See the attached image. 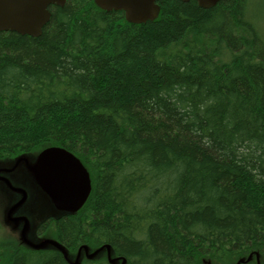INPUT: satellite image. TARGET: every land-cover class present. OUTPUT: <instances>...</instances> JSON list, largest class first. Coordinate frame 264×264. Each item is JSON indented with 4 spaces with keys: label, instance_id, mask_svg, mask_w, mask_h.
Returning a JSON list of instances; mask_svg holds the SVG:
<instances>
[{
    "label": "trees",
    "instance_id": "1",
    "mask_svg": "<svg viewBox=\"0 0 264 264\" xmlns=\"http://www.w3.org/2000/svg\"><path fill=\"white\" fill-rule=\"evenodd\" d=\"M249 2L158 0L133 24L68 0L37 38L0 33V161L63 147L92 181L40 236L70 259L108 245L126 264H264V36ZM2 248L0 264H70Z\"/></svg>",
    "mask_w": 264,
    "mask_h": 264
},
{
    "label": "water",
    "instance_id": "2",
    "mask_svg": "<svg viewBox=\"0 0 264 264\" xmlns=\"http://www.w3.org/2000/svg\"><path fill=\"white\" fill-rule=\"evenodd\" d=\"M68 0H0V33L14 32L22 36L37 38L42 35L44 28L51 20L50 8L52 6L63 7ZM158 0H95L96 5L102 10L123 11L129 23L143 24L154 21L160 14ZM189 1V0H183ZM200 7L210 9L221 0H196ZM25 157V158H24ZM30 158L23 155L18 158L12 168L0 169V172L10 173L14 171L21 161L33 177L36 185L44 196L58 212L75 214L80 211L87 202L92 192V181L90 173L81 160L72 152L63 147H48L42 150L35 162L30 163ZM7 187L14 193L21 194V199L12 205L7 221L12 225L23 222L21 230V241L34 250H43L53 247L61 252L70 264H82L83 252L87 259H94L100 253L106 252L110 264H126L123 258H114L110 246L106 245L93 252L87 246L79 249L74 260L69 258L67 249L59 242L52 239L35 240L29 238L30 223L27 217H14V214L25 204L27 193L12 185L6 177H1ZM16 227V226H15ZM17 228V227H16ZM82 252V254H81ZM81 255V257H80ZM254 255L240 259L237 264H247L253 261ZM257 264L260 263V255L255 253ZM210 264V263H208Z\"/></svg>",
    "mask_w": 264,
    "mask_h": 264
},
{
    "label": "rangeland",
    "instance_id": "3",
    "mask_svg": "<svg viewBox=\"0 0 264 264\" xmlns=\"http://www.w3.org/2000/svg\"><path fill=\"white\" fill-rule=\"evenodd\" d=\"M249 12L250 17L253 18L255 24L257 25L260 32L264 36V0H250L249 2ZM35 155H30L28 157H33ZM14 159H8L0 161V168L6 167L10 168ZM10 181L13 186L23 189L27 193V200L20 213L27 215L26 217L30 223L29 238L35 240L34 242L41 241L44 239L42 236L38 235L35 227L40 223L45 217L53 215L56 217L58 211L54 206L48 201L42 192L38 188L30 183L26 178L20 177L18 174H13L10 176ZM0 253L5 254L9 249L2 248L5 243L8 242H19L21 239V230L16 228L14 225L10 224L6 215L9 208L14 205L19 199L17 194L10 192L5 186L0 184ZM4 193V194H3ZM4 198V199H3ZM21 213V214H22ZM254 258V257H253ZM75 259V258H74ZM72 259V260H74ZM261 263V259H260Z\"/></svg>",
    "mask_w": 264,
    "mask_h": 264
},
{
    "label": "flooded vegetation",
    "instance_id": "4",
    "mask_svg": "<svg viewBox=\"0 0 264 264\" xmlns=\"http://www.w3.org/2000/svg\"><path fill=\"white\" fill-rule=\"evenodd\" d=\"M38 154H39V153H38ZM38 154L35 155V156H33V157H29L30 160L27 158L28 161H29L30 163L35 162V160H36ZM22 156H23V155H20V156L16 157V158H15V162L13 163V165H12L10 168H12V167L16 164V161L18 160V158H21ZM24 158H25V157H24ZM4 168H6V167L0 168V169H4ZM8 168H9V167H8ZM15 173L18 174V175H19L20 177H22V178H26L30 183L34 184V185L38 188V190L41 192V190L39 189V187L36 185V183H35L33 177L30 175V173H29V171H28V169H27V167H26L24 161H21V163L17 166V168H16L14 171L10 172V173H3V172H0V176H1V177H6V178H8V179L10 180V176L13 175V174H15ZM0 184L3 185V186H5L6 189H7L8 191L12 192V191L7 187V185H6L3 181L0 180ZM0 191H1V190H0ZM1 192H2V191H1ZM13 193H14V192H13ZM3 194H4V193H3ZM15 194H17L18 197H19V196L22 197L21 194H18V193H15ZM0 198H1V197H0ZM3 199H4V198H3ZM20 199H21V198H20ZM20 199H19V200H20ZM23 206H24V205H23ZM23 206H22L20 209H22ZM20 209L14 214V217H19V216L26 217V216H27V215L23 214L22 212H21V213H22V214H21V213L19 212ZM7 214H8V213H7ZM23 225H24V223H23V222H20L18 225H15V226H16L17 228H20V230H22ZM38 228H39V225H37V226L35 227V230L38 231ZM37 233H38V232H37ZM38 235H39V234H38ZM82 252L85 254V251H82ZM82 252H81V254H82ZM106 254H107V253H106ZM80 257H81V255H80Z\"/></svg>",
    "mask_w": 264,
    "mask_h": 264
}]
</instances>
